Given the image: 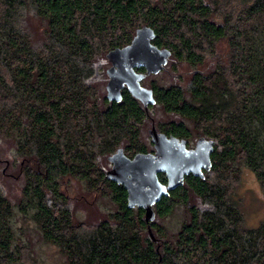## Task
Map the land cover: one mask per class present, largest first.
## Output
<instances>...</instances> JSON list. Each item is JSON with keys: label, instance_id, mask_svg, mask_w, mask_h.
I'll return each instance as SVG.
<instances>
[{"label": "trees", "instance_id": "1", "mask_svg": "<svg viewBox=\"0 0 264 264\" xmlns=\"http://www.w3.org/2000/svg\"><path fill=\"white\" fill-rule=\"evenodd\" d=\"M141 27L170 52L141 81L165 82L146 85L147 110L104 87L106 54ZM151 125L213 149L203 177L185 176L146 223L105 165L119 148L153 152ZM243 170L264 193V0H0V264H30L18 216L66 264H264V220L245 228L233 199ZM74 182L112 209L76 221ZM176 209L169 231L159 222Z\"/></svg>", "mask_w": 264, "mask_h": 264}, {"label": "water", "instance_id": "2", "mask_svg": "<svg viewBox=\"0 0 264 264\" xmlns=\"http://www.w3.org/2000/svg\"><path fill=\"white\" fill-rule=\"evenodd\" d=\"M153 39L154 31L141 27L135 31L128 45L106 54L110 64L105 70V96L108 101L119 102L121 91L125 88L144 110L154 104L152 91L143 87L141 81L145 76L159 73L166 65L170 52L154 46L151 43ZM138 69L144 72H137ZM148 136L153 152L137 153L128 158L119 148L108 157L110 169L105 172V178L123 186L129 209L144 210L146 223L154 219L152 206L180 186L185 176L203 177L202 171L211 166L213 149V142L204 138H199L193 148L188 149L184 140L157 132L153 125L148 130ZM160 173L166 178L165 184L158 180ZM148 232L151 236L149 227Z\"/></svg>", "mask_w": 264, "mask_h": 264}, {"label": "rangeland", "instance_id": "3", "mask_svg": "<svg viewBox=\"0 0 264 264\" xmlns=\"http://www.w3.org/2000/svg\"><path fill=\"white\" fill-rule=\"evenodd\" d=\"M108 67L109 65L106 66V68ZM156 79L149 77L144 81L142 86L146 87V85L151 83V81H156L158 84L165 83L163 79ZM157 114H159V112ZM150 127L151 126H149L147 129L149 130ZM144 141L150 142L149 136ZM194 144L195 142L192 143L191 147L187 148H193ZM108 169H110V164L106 162L105 171ZM71 190L74 195L80 196L83 194V196L86 198L81 199L85 202V207H83V204H80L78 210L75 212L74 216L76 221H82L88 217V214L94 216L96 212L102 213L112 209V205H110L106 199L99 198L98 195L94 196L91 193H87L80 184L75 182L72 183ZM233 199L237 201L239 209L243 215V224L245 228H254L264 220V193L254 175L249 171H242L238 185L234 188ZM181 218V209H176L171 216L159 223H161L169 231H175L181 222ZM16 226L25 229L26 235L22 237V243H24V245H26L29 249V257L27 258L28 263L66 264L64 257L59 253L58 249L54 245L47 244L41 240L39 235L32 229L33 225L30 221L18 216L16 220Z\"/></svg>", "mask_w": 264, "mask_h": 264}]
</instances>
